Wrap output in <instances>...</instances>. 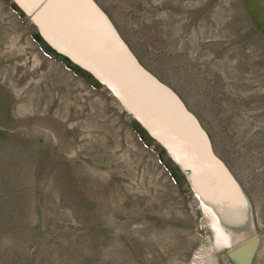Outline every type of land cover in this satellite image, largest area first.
Here are the masks:
<instances>
[{
  "label": "rangeland",
  "instance_id": "374dc122",
  "mask_svg": "<svg viewBox=\"0 0 264 264\" xmlns=\"http://www.w3.org/2000/svg\"><path fill=\"white\" fill-rule=\"evenodd\" d=\"M25 2L0 0V264H242L253 236L264 264V0Z\"/></svg>",
  "mask_w": 264,
  "mask_h": 264
},
{
  "label": "bare ground",
  "instance_id": "6f19581e",
  "mask_svg": "<svg viewBox=\"0 0 264 264\" xmlns=\"http://www.w3.org/2000/svg\"><path fill=\"white\" fill-rule=\"evenodd\" d=\"M18 1V3L21 5V6H23V8H26L27 10H28V12L30 11V9L28 8V6H27V4H25L26 2H25V0L23 1V0H17ZM30 13V12H29ZM41 16H38V15H35L34 16V18H35V20L37 21L36 23H38V24H40V26H41V28L43 29V30H45L46 31V29H45V27H44V25L42 24V22H41V18H40ZM45 35L51 40V35L50 34H48L47 32L45 33ZM53 41V40H52ZM63 49V48H62ZM86 66V65H85ZM84 66V67H85ZM89 66V65H88ZM86 67L87 69H89L90 71H92L99 79H101V81L111 90V92L119 99V101L121 102V103H123V105L125 106V107H127L134 115H135V117L136 118H141V121L143 120L144 122H146V123H148L149 121L151 122V120H152V118H151V116L150 115H148L146 112H144L143 111V109L140 107V106H138L129 96H128V94L124 91V89L116 82V80L115 79H113V78H110L106 73H104V72H102L100 69H97V68H95V71L93 70V69H91V67ZM126 108V109H127ZM143 122V123H144ZM141 123V122H140ZM145 124V123H144ZM158 125V124H157ZM146 127V126H145ZM146 128H148V127H146ZM163 131V130H162ZM161 131V132H162ZM151 133V132H150ZM165 133H167L166 131H165ZM156 138V137H155ZM170 140H171V138H170ZM174 141V140H173ZM174 143H175V141H174ZM179 145V144H178ZM184 156V155H183ZM177 162H179V161H177ZM181 162V161H180ZM182 163V162H181ZM191 180V179H190ZM190 182V181H189ZM190 186H191V188H192V190H193V184L192 183H190ZM198 189V191H200V189L199 188H197ZM195 190H193V192H194ZM201 195V194H200ZM196 197L198 198V199H203V201H204V197H202V196H198L197 194H196ZM202 197V198H201ZM223 217V216H222ZM213 222H214V220H213ZM215 225H216V230H217V233L220 235V236H228L227 234H226V230H224L225 229V226L223 225V223L220 221V223H218L217 221L215 222ZM213 226H214V224H213ZM215 230V231H216ZM216 233V232H215ZM226 238V237H225Z\"/></svg>",
  "mask_w": 264,
  "mask_h": 264
},
{
  "label": "water",
  "instance_id": "95a60500",
  "mask_svg": "<svg viewBox=\"0 0 264 264\" xmlns=\"http://www.w3.org/2000/svg\"><path fill=\"white\" fill-rule=\"evenodd\" d=\"M61 47V46H60ZM63 51L67 52L68 55H70V57L77 61L78 63H80L81 65L87 67H91V69H93L95 71V68H98L97 66H95V64L91 63L90 61L86 60L83 56L78 55L77 53L69 50L68 48H66L64 45L62 46ZM101 70V69H100ZM102 71V70H101ZM104 72V71H102ZM105 73V72H104ZM110 78H113L112 76H110L109 74H107ZM114 79V78H113ZM117 82V81H116ZM118 83V82H117ZM119 84V83H118ZM120 85V84H119ZM121 86V85H120ZM122 87V86H121ZM123 88V87H122ZM124 89V88H123ZM125 91V90H124ZM126 92V91H125ZM127 93V92H126ZM129 96V95H128ZM130 97V96H129ZM132 99V98H131ZM133 100V99H132ZM134 101V100H133ZM135 102V101H134ZM136 103V102H135ZM137 104V103H136ZM138 105V104H137ZM139 106V105H138ZM141 107V106H140ZM142 108V107H141ZM143 109V108H142ZM144 112H146L143 109ZM147 113V112H146ZM149 115V114H148ZM151 116V115H150ZM153 117V116H152ZM154 119L156 120V118L154 117ZM157 121V120H156ZM163 127V126H162ZM164 128V127H163ZM165 129V128H164ZM194 158V157H193ZM195 159V158H194ZM196 160V159H195ZM198 162V166H199V161L196 160ZM199 171H200V167H199ZM202 176V175H201ZM204 180V179H203ZM202 190V189H201ZM199 191V193L201 194L202 197H205V199H214L212 197L211 194L208 193V191L206 192V190L204 192ZM259 241L260 238L259 236H253L245 241H243L242 243L238 244L237 246L233 247L232 249H230L228 251V256L231 257L232 259H235L236 261H239L242 264H250L252 258L254 257L258 246H259Z\"/></svg>",
  "mask_w": 264,
  "mask_h": 264
}]
</instances>
